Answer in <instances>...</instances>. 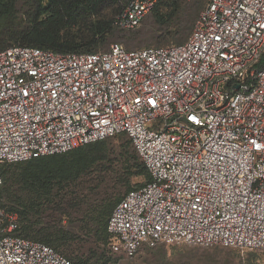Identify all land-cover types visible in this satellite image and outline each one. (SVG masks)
I'll list each match as a JSON object with an SVG mask.
<instances>
[{"label":"built area","instance_id":"2783aa9c","mask_svg":"<svg viewBox=\"0 0 264 264\" xmlns=\"http://www.w3.org/2000/svg\"><path fill=\"white\" fill-rule=\"evenodd\" d=\"M160 0L115 20L138 28ZM201 1L181 45L91 54L0 51L1 167L127 134L153 181L108 223L114 254L145 245L264 252V0ZM0 264H71L19 236L0 202Z\"/></svg>","mask_w":264,"mask_h":264},{"label":"trees","instance_id":"16d2710c","mask_svg":"<svg viewBox=\"0 0 264 264\" xmlns=\"http://www.w3.org/2000/svg\"><path fill=\"white\" fill-rule=\"evenodd\" d=\"M130 1L0 0V51L19 46L64 54L105 52L127 32L117 28L115 20ZM203 7L201 1L160 0L152 14L171 23L174 45H181L191 36ZM163 10L169 13L163 15ZM120 136L127 138L122 141ZM1 175V207L17 218L19 236L54 248L71 264L116 260L105 255L70 256L75 232L111 242L108 223L115 207L127 194L153 181L127 134L62 154L6 163ZM102 185L107 186L105 197L92 199L89 194ZM220 255L214 250L208 257L215 260Z\"/></svg>","mask_w":264,"mask_h":264},{"label":"rangeland","instance_id":"374dc122","mask_svg":"<svg viewBox=\"0 0 264 264\" xmlns=\"http://www.w3.org/2000/svg\"><path fill=\"white\" fill-rule=\"evenodd\" d=\"M115 10L118 8L115 7ZM163 15L168 14V10H163ZM125 34L113 40L109 50L114 44H121L128 50H140L150 47H163L174 45V31L170 22L162 21L159 16L152 12L145 18L142 24L135 30L124 32ZM126 35V36H123ZM127 137L120 136L124 141ZM111 173V171H109ZM86 180V179H84ZM82 185V179L78 181ZM106 185H102L94 193L89 194L94 200H101L105 196ZM68 221H64V226ZM77 239L72 245L70 256H81L84 258L105 255L116 260L107 264H264L263 251H247L242 249L228 248L221 245L213 247H189L172 246L163 243L145 245L139 254L134 258H127L114 254L110 248V242L105 243L93 235L83 236L82 232H75ZM54 249V248H53ZM214 250L221 252L218 259L211 260L209 253ZM58 253H60L58 251ZM66 258V256L60 253ZM68 259V258H67ZM69 260V259H68ZM70 261V260H69Z\"/></svg>","mask_w":264,"mask_h":264},{"label":"crops","instance_id":"0c3cea01","mask_svg":"<svg viewBox=\"0 0 264 264\" xmlns=\"http://www.w3.org/2000/svg\"><path fill=\"white\" fill-rule=\"evenodd\" d=\"M119 256H122V255H119Z\"/></svg>","mask_w":264,"mask_h":264}]
</instances>
